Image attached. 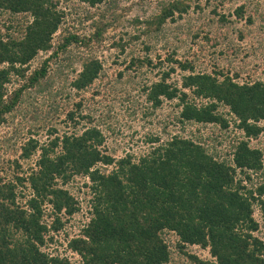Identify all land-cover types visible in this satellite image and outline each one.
I'll return each mask as SVG.
<instances>
[{
  "label": "trees",
  "instance_id": "obj_1",
  "mask_svg": "<svg viewBox=\"0 0 264 264\" xmlns=\"http://www.w3.org/2000/svg\"><path fill=\"white\" fill-rule=\"evenodd\" d=\"M114 1L80 0L90 8L105 5L93 14L87 12L84 20L92 22L85 35L78 29L74 33L61 28L64 12L58 8L59 0H0V18H8L5 32L0 29V128L23 95L41 86L51 62L69 60L71 48L91 51L117 29L125 12H116ZM216 2H162L156 14L133 19L135 26L142 27L139 35L125 41L128 34L113 35L111 46L123 53L129 42L140 35H157L191 8L206 13L213 25L203 35L210 47L225 41L221 30L227 23L244 20L246 26L254 25L247 3ZM225 4L233 7L228 14ZM20 15L24 21H14ZM216 27L218 35L213 32ZM238 34L244 37L242 30ZM230 51L240 53L239 48ZM39 53L47 57L32 67ZM157 60L153 64L149 56L132 58L127 66L133 71L158 69V78L141 86L150 108L155 111L164 101H175L174 119L182 126L235 129L226 152L211 153L215 147L196 135L168 133L165 140L147 139L155 145L138 158L127 153L115 159L106 154L105 138L94 126H85L79 134L58 136L54 129L48 130L45 143L28 138L18 148V158L6 165L13 170L12 177L7 172L0 176V264H174L176 257L187 264H264L260 229L264 222V146L251 147L264 136V79L242 78L241 73L219 66L196 71L190 60L168 58L175 68L160 72L162 62ZM80 65L69 83L76 94L89 90L103 75L101 62L91 55ZM175 69L180 78L170 82ZM13 78L16 87L9 90ZM98 94L95 90L92 97ZM74 106L75 110L66 112V121L77 125L78 117L87 124L93 122L92 116L80 114L81 101ZM51 107L54 113L60 106L54 101ZM35 155L34 165L24 170L18 159L28 161ZM0 165L4 166L3 160ZM76 177L89 182L83 183L87 190L81 200L67 189ZM78 214H85L88 221L67 240L64 251L71 255L45 252V247L57 243L55 233Z\"/></svg>",
  "mask_w": 264,
  "mask_h": 264
},
{
  "label": "rangeland",
  "instance_id": "obj_2",
  "mask_svg": "<svg viewBox=\"0 0 264 264\" xmlns=\"http://www.w3.org/2000/svg\"><path fill=\"white\" fill-rule=\"evenodd\" d=\"M216 1L218 2V0H212L214 3ZM162 2H167V0L114 1L118 6L116 12L122 11L125 12V15L118 22L117 29L105 35L101 45H95L91 51L83 48H71L69 60L51 62L41 86L28 90L23 95L22 102L18 104L14 112L7 116V124L0 128V162L4 161V166L0 165V176H4L7 172L12 177L13 170L8 169L6 165L9 160L18 158L20 154L18 148L28 138L45 143L49 136L48 130L51 129H54L55 136H58L71 132L79 134L85 126H94L105 138L103 145L106 154L115 159L122 158L127 153L138 158L155 145L148 143L147 139L159 137L165 140L168 133L181 134V136L190 138L196 135L198 138L206 140L212 148L215 147L211 153L217 152L218 155H222L226 152L236 133L235 129L220 131L212 125L200 127L195 124H185L182 126L174 119L177 114L175 101H164L159 109L153 111L146 102L145 95L141 92V86L155 81L159 76L158 69L141 68L133 71L127 69V66L132 58L149 56L153 64L157 63L159 57L162 62L160 72L168 70L171 66L175 68L170 61H167L168 58L181 61L190 60L195 65L196 71L208 72L219 66L241 73L242 78L249 76V79H264V0H235L234 3H231V6L247 3L248 10L254 14V25L248 27L244 20L227 23L221 30L223 36L226 37L225 41H219V45L216 47H210L211 45L203 39L205 31H210L213 28L209 19L206 18V13L199 14L193 11V8L181 20L174 23L168 22L164 26V30L157 35H140L139 39L129 42L123 53L111 46L113 35L118 37L119 34H128L123 38L124 41L128 40L129 36L139 35V30H142V27L135 26L132 22L133 19L144 20L156 14ZM202 4L204 5V0H202ZM231 6L224 5L226 14L232 10ZM104 7L105 5L102 4L96 8L103 10ZM58 8L64 12L61 28H68L74 33L78 29L79 33L85 35L91 31L90 24L92 22V20H84L85 15L87 12L93 14L99 11L96 8L87 7L80 0H59ZM126 8H129V11L126 12ZM220 8L222 9V7ZM7 19V15L0 18L2 32L6 30ZM14 19V21H24V16L20 15ZM231 20H234V17H231ZM205 23H207L206 26ZM13 24L16 25V22ZM238 30L243 31L244 37H240ZM213 32L217 34L218 28L216 27ZM14 36H19V33L14 32ZM145 47L149 48L148 51L145 50ZM232 48H239L240 53L232 54L230 51ZM90 55L101 62L103 75L93 83L89 90L76 94L69 88V83L80 71V61ZM46 57V54L39 53L31 63L32 67L39 66L38 64ZM175 70L171 74L170 82L178 81L180 78V71ZM119 73L122 74L121 78L118 77ZM15 87L13 78L8 89L11 90ZM95 90L99 94L92 97ZM54 101L60 107L57 112L53 113L51 106L54 107ZM79 101L82 102L80 114L92 116L91 124H87L78 117L77 125L66 121V112L75 110L74 105ZM219 109L226 112L225 108L220 107ZM215 135L216 139L212 140ZM263 142L264 136L262 139L252 142L251 147L262 148ZM36 157L35 155L28 161L18 160L25 170L28 166L34 165ZM83 183L89 184L86 178L76 177L72 184L67 186V189L76 194L80 200L87 190L83 187ZM78 187H80L79 192ZM20 191L23 195H28V190L25 188L20 187ZM86 209L82 203V210ZM85 216V214L84 217L80 214L74 216L61 231L55 233L54 238L57 243H53L43 250L53 255L69 257L70 252L64 251L65 244L88 221ZM255 217L260 219L257 213H255ZM260 224L264 238V222ZM65 234H67L66 240L64 239ZM206 256L205 253L202 255L203 258ZM174 264L187 263H183L176 257Z\"/></svg>",
  "mask_w": 264,
  "mask_h": 264
}]
</instances>
